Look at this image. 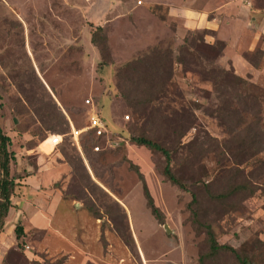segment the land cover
<instances>
[{
  "label": "rangeland",
  "instance_id": "obj_1",
  "mask_svg": "<svg viewBox=\"0 0 264 264\" xmlns=\"http://www.w3.org/2000/svg\"><path fill=\"white\" fill-rule=\"evenodd\" d=\"M221 1L0 0V127L18 179L2 222L0 264H199L209 253L204 226L230 247L204 264H264V150L244 152L230 140L251 122L264 134V35L253 21L264 8L237 25L206 28L165 6H197L210 17ZM154 47L164 56L156 63L149 55L162 92L141 94L155 100L138 107L132 90L149 82H136L132 68L149 73L143 54ZM232 73L246 82L239 90ZM237 92L256 96L246 114ZM228 109L240 117L225 118ZM91 111L109 126L101 137L87 128ZM51 135L61 142L51 145ZM132 135L175 154L178 177L197 194L201 226L190 194L162 177L161 155ZM231 174L256 192L212 197L227 190ZM141 177L161 223L146 206Z\"/></svg>",
  "mask_w": 264,
  "mask_h": 264
},
{
  "label": "trees",
  "instance_id": "obj_2",
  "mask_svg": "<svg viewBox=\"0 0 264 264\" xmlns=\"http://www.w3.org/2000/svg\"><path fill=\"white\" fill-rule=\"evenodd\" d=\"M93 41V39H92ZM156 47L152 48V50L148 54H143V63L147 66V70L149 73H145L142 75L137 69L132 68V72L135 75L134 78L136 82H149V85L146 88H141V89H134L132 90V93L135 94L136 96H139L140 98H134L131 99V104L132 105H137L138 107L142 106V104L151 102L152 100L154 101L155 98L149 99L152 96L156 98H160V92H162L161 87L162 83L160 80V70L155 69L154 64L149 62L150 56L149 55H155L156 57V63L162 61L164 59V56L160 54H155L156 52ZM222 73L225 75V71H222ZM229 73V72H228ZM230 78L232 79V85L235 87L237 86V89L239 90V87L241 88L244 83H246L241 77H238L235 74H230ZM159 85V86H158ZM252 84L248 87L252 88ZM255 87V86H253ZM257 91H260L258 88L255 87ZM261 92V91H260ZM141 94H148L149 98L143 99L140 95ZM235 94V91H234ZM237 98V103L242 102V107H241V114L248 113L247 110V105L249 102H255L256 96L255 95H249V94H241L240 92L236 94ZM256 105V104H255ZM258 105V104H257ZM255 107V106H254ZM256 108V107H255ZM228 112H226V117L228 119H231L230 117L232 116H238L240 117V114L236 109H228ZM238 120L235 121V124L237 123ZM106 128L108 124L104 122ZM252 124H257V122H251L247 125H245L242 129L243 131V136L237 139H234L232 136L230 137L231 142L235 146H240L242 147L244 152H247L248 149L253 148L256 151H261L264 150V134L263 131L259 129H255ZM109 127V126H108ZM226 131L232 132L231 127L226 124ZM259 130V131H258ZM259 132V134H258ZM130 140L134 143L143 145L150 150H153L154 152H157L161 155L162 157V168L160 170V173L162 177L169 182L171 185L176 186L178 189L181 191L187 192L190 194V202L188 204V208L191 212L192 215V220L197 226H201L202 223L198 220V212L197 208H199L198 205V198L197 194L190 190L188 187L187 183H185L183 180H181L178 175L177 171L173 167V157L174 153L164 147V145L160 144L159 142L155 141L152 137H148L145 135H132L130 137ZM10 138L5 135L0 127V232L2 228V222L4 217L7 215L9 207L11 206V201L10 198L13 194L14 188L17 185V180L14 174L10 172V164L12 162H15L16 157L13 151L9 150V145H10ZM227 148H229V145H226ZM251 147V148H250ZM201 150H203V147H200ZM257 163L261 165L263 163V158L258 160ZM255 169L256 167V162L254 164ZM234 175L237 176V173L234 172ZM141 176V175H140ZM231 182H229V187L227 190L224 192H220L217 194H211L212 197H215L217 199H223L224 197H228L233 194H242V195H253L256 192L255 186L250 183L245 177H241L240 179H237L231 174L230 177H228ZM142 180V177H141ZM142 191H143V196L146 202V206L150 210V213L152 216L159 222H162V214L160 210L154 205L153 200L149 194V191L147 190L143 180H142ZM205 232H206V237L208 241V248H209V253L205 254L204 256H201L199 258V264H204L205 258L210 255V253L218 252L220 250H230V247L226 245H219L212 233V230L208 226H204ZM15 239L17 242L18 247H22L23 243L21 239L24 236V230L23 226L21 225L20 221H17L14 229H13ZM243 264H248V262L244 259L242 261Z\"/></svg>",
  "mask_w": 264,
  "mask_h": 264
},
{
  "label": "crops",
  "instance_id": "obj_3",
  "mask_svg": "<svg viewBox=\"0 0 264 264\" xmlns=\"http://www.w3.org/2000/svg\"><path fill=\"white\" fill-rule=\"evenodd\" d=\"M213 1V0H212ZM253 6H247L244 5L243 0H222L221 2H218L215 11L211 13L210 17L209 12L201 11L197 8V6H193V8L189 9H181V7H177L174 5H165L167 6V9L170 11L171 9H175L178 12L176 13L177 16H182L185 18V20L189 23H195L203 24L206 28H211L216 26L218 22L221 20H224L228 24L237 25L241 20L244 18V14L250 11L254 12H261L264 8V0H252ZM250 4V3H249ZM170 15H175L174 13H169ZM206 16L207 18L204 17ZM259 20L256 18L253 19V21L256 22V30L257 35L259 33L261 35H264L263 27L264 22L261 19V15H257ZM264 19V17H262ZM263 24L262 28L260 29V26ZM259 32V33H258ZM256 35V34H255Z\"/></svg>",
  "mask_w": 264,
  "mask_h": 264
},
{
  "label": "built area",
  "instance_id": "obj_4",
  "mask_svg": "<svg viewBox=\"0 0 264 264\" xmlns=\"http://www.w3.org/2000/svg\"><path fill=\"white\" fill-rule=\"evenodd\" d=\"M128 118V117H126ZM87 128L91 129L96 137H101L105 134L106 126L104 122L102 121L101 117L98 115V113L91 111L88 114L87 117ZM70 134L73 136L74 140L76 139V135L78 134V131L75 130L72 125L70 124ZM61 142V136L60 135H51L49 137V143L51 145H58ZM95 151L99 150V146L94 147Z\"/></svg>",
  "mask_w": 264,
  "mask_h": 264
},
{
  "label": "water",
  "instance_id": "obj_5",
  "mask_svg": "<svg viewBox=\"0 0 264 264\" xmlns=\"http://www.w3.org/2000/svg\"><path fill=\"white\" fill-rule=\"evenodd\" d=\"M165 230H166V232H167V233H169V232H170V231H169V230H168L166 227H165Z\"/></svg>",
  "mask_w": 264,
  "mask_h": 264
}]
</instances>
